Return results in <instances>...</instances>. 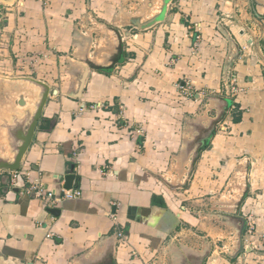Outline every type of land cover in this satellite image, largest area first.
Instances as JSON below:
<instances>
[{
	"label": "crops",
	"instance_id": "0c3cea01",
	"mask_svg": "<svg viewBox=\"0 0 264 264\" xmlns=\"http://www.w3.org/2000/svg\"><path fill=\"white\" fill-rule=\"evenodd\" d=\"M0 47L51 88L22 165L82 193L55 216L2 184L0 264H264V0H0Z\"/></svg>",
	"mask_w": 264,
	"mask_h": 264
},
{
	"label": "water",
	"instance_id": "95a60500",
	"mask_svg": "<svg viewBox=\"0 0 264 264\" xmlns=\"http://www.w3.org/2000/svg\"><path fill=\"white\" fill-rule=\"evenodd\" d=\"M165 7L161 9V13L163 12ZM160 13V14H161ZM160 14L154 16L152 19L148 20L146 23L137 24L134 23L137 29L142 30L143 28H147L157 22L159 20ZM123 37L119 36V45L117 50L123 51ZM118 57V56H117ZM116 57V58H117ZM116 60V59H115ZM113 66V65H112ZM111 66V67H112ZM89 69H93L96 71L106 69L105 67L99 66L92 62H88L85 67V71L82 74L81 80L87 78L89 73ZM12 82L24 83L28 84L35 89V97L31 98L28 101L23 95L18 97V105L22 108L21 114H10V120H3L1 127L5 131V139L6 144L9 149L10 156L5 157L0 154V189L2 184H9V173L17 172L22 168V162L24 160L25 155L27 154L29 148L33 143V139L35 136L36 128L38 123L42 119L44 108L47 104V101L51 94V88L48 84L43 81H40L31 77H15V78H7ZM55 94V91H54ZM31 102V105L29 104ZM65 181V189H79V178H77L73 174H69L64 178ZM15 193H18V189H13ZM242 200V199H240ZM51 214L55 216L60 215L59 209H49ZM238 221L237 224V236H236V248L232 253H229L228 256L231 259H236L241 256L245 251L250 252L251 248L244 246V233H245V225L246 219L243 217H233Z\"/></svg>",
	"mask_w": 264,
	"mask_h": 264
},
{
	"label": "built area",
	"instance_id": "2783aa9c",
	"mask_svg": "<svg viewBox=\"0 0 264 264\" xmlns=\"http://www.w3.org/2000/svg\"><path fill=\"white\" fill-rule=\"evenodd\" d=\"M226 82H228L226 85V95L228 97L234 99L238 96V94L242 92V90L237 85L235 76L230 75L229 78H227ZM179 92L183 97L192 98V93L188 88L180 87ZM224 127L225 126L223 124L219 126V132H223L225 129ZM9 189H11V191L13 189H18V193L20 195H26L33 199L41 201L44 207L47 209L57 208L64 201L76 199L82 195L79 189L74 188L62 189L60 193L49 190L37 180H31L28 166L25 167V165H22V168L19 171L9 173ZM247 223V235L253 236L256 229L255 221L253 219H249ZM118 238H123V235L119 233Z\"/></svg>",
	"mask_w": 264,
	"mask_h": 264
},
{
	"label": "rangeland",
	"instance_id": "374dc122",
	"mask_svg": "<svg viewBox=\"0 0 264 264\" xmlns=\"http://www.w3.org/2000/svg\"><path fill=\"white\" fill-rule=\"evenodd\" d=\"M3 49H5L3 47ZM2 47H0V52ZM0 56V62L3 61V58ZM7 67V65H6ZM8 67L5 69L0 64V154L8 157L9 149L7 147V142L5 139V131L1 127L3 120H10V114H21L22 108L18 105V97L23 95L28 101L31 98L35 97L34 87L24 84L12 82L7 78H15L20 76V74L12 72ZM31 105V102H29ZM255 259V258H254Z\"/></svg>",
	"mask_w": 264,
	"mask_h": 264
},
{
	"label": "trees",
	"instance_id": "16d2710c",
	"mask_svg": "<svg viewBox=\"0 0 264 264\" xmlns=\"http://www.w3.org/2000/svg\"><path fill=\"white\" fill-rule=\"evenodd\" d=\"M100 71V70H99ZM102 72H105V74H108L109 72V69H103V70H101ZM227 101V103L229 102V100H226ZM231 102V101H230ZM229 104V103H228ZM237 107L235 106V109H236ZM234 122H239L240 121V116H238V117H234Z\"/></svg>",
	"mask_w": 264,
	"mask_h": 264
},
{
	"label": "flooded vegetation",
	"instance_id": "af4514ba",
	"mask_svg": "<svg viewBox=\"0 0 264 264\" xmlns=\"http://www.w3.org/2000/svg\"><path fill=\"white\" fill-rule=\"evenodd\" d=\"M220 125H221V121L219 120L218 122H216V126L218 127V129Z\"/></svg>",
	"mask_w": 264,
	"mask_h": 264
}]
</instances>
